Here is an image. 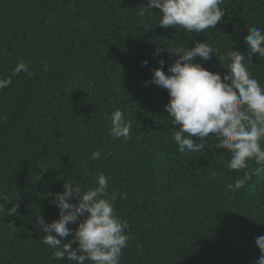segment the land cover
Listing matches in <instances>:
<instances>
[{"label": "trees", "instance_id": "16d2710c", "mask_svg": "<svg viewBox=\"0 0 264 264\" xmlns=\"http://www.w3.org/2000/svg\"><path fill=\"white\" fill-rule=\"evenodd\" d=\"M146 6L147 0H0V78L18 58L33 73L13 76L0 90V264H75L55 260V250L40 243L36 217L58 220L50 194L63 192L66 181L95 187L100 174L131 234L120 264L259 259L264 163L253 159L248 169L229 170L231 154L215 148L212 133L203 150L179 152L177 126L165 108L168 92L150 81L158 60L167 74L178 58L169 50L196 41L218 52L193 63L223 78L231 62L225 53L234 49L247 58L248 27L264 29V0H223L221 21L203 33L161 27L160 9L140 15ZM158 47L163 51L154 57ZM251 62L249 72L264 87V57L256 54ZM117 108L132 124L127 140L113 139L105 119ZM93 152L100 158L92 159ZM253 170L258 174L243 188L226 191ZM17 204L16 214H7ZM82 219L68 227L74 232Z\"/></svg>", "mask_w": 264, "mask_h": 264}, {"label": "clouds", "instance_id": "9594fccd", "mask_svg": "<svg viewBox=\"0 0 264 264\" xmlns=\"http://www.w3.org/2000/svg\"><path fill=\"white\" fill-rule=\"evenodd\" d=\"M222 4L223 0H147V6L143 7L140 15H144V10L151 11L155 7L160 9L161 27L180 26L188 33H203L221 21L225 14ZM244 42L250 49L247 58L234 49L225 53L231 62L223 78L200 63H193L197 56L207 61L218 52L206 41H196L192 48L168 49L178 58L169 65L167 74L163 70L165 61L158 60L161 67L153 69L150 81L168 92L169 102L165 108L177 126L173 137L178 151L203 150L208 147L204 138L209 139L212 133L219 141L215 148L231 154L227 163L229 170L248 169V162L253 159L256 164L264 163V87L248 70L253 56L259 54L260 58L264 57V29L248 27ZM162 51L158 47L154 57ZM142 63L146 65L147 61ZM44 68L47 69L46 63ZM22 72L29 77L33 75L29 64L18 58L11 74L0 78V90L9 87L12 77ZM105 119L111 122L109 131L113 139L130 138L131 121L125 119L119 108L110 115L105 113ZM192 137H199L200 142L194 143ZM91 158L99 159L100 153L93 152ZM254 174H258V170L245 171L234 184L226 185V191L235 192L243 188ZM97 180V186L87 190L66 181L63 192L50 194L59 209V219L46 223L43 216L36 217L39 231L44 234L40 243L55 250V260L66 258L75 264H85V261L120 264L122 250L131 239L129 225L115 214L113 201L116 195L111 198L106 195L108 178L100 174ZM72 199L76 203H71ZM18 207V204L13 205L7 214L15 215ZM81 217L83 219L73 232L68 225ZM70 235L72 239L62 243V239ZM255 243L261 252L255 264H264V236L257 237Z\"/></svg>", "mask_w": 264, "mask_h": 264}]
</instances>
